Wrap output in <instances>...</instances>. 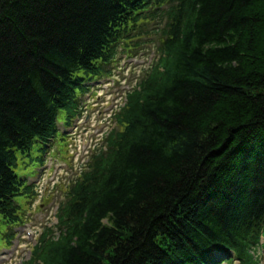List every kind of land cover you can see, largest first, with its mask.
Here are the masks:
<instances>
[{
	"label": "trees",
	"instance_id": "trees-1",
	"mask_svg": "<svg viewBox=\"0 0 264 264\" xmlns=\"http://www.w3.org/2000/svg\"><path fill=\"white\" fill-rule=\"evenodd\" d=\"M129 38L157 58L29 264H261L264 0H0V213L17 153Z\"/></svg>",
	"mask_w": 264,
	"mask_h": 264
},
{
	"label": "rangeland",
	"instance_id": "rangeland-1",
	"mask_svg": "<svg viewBox=\"0 0 264 264\" xmlns=\"http://www.w3.org/2000/svg\"><path fill=\"white\" fill-rule=\"evenodd\" d=\"M142 53L143 56H141ZM142 53L139 54V60H130L123 57V60L115 67L112 77L94 84L95 96H87L85 100L87 105H90L86 106L85 119L81 124L80 121H76L71 129L64 131L65 135L68 136V147L58 143L54 153V156L64 160V163H71L73 159L72 163L68 165L60 163L59 168L53 166L50 171H48L50 165L43 169V172L47 169V173L43 175L44 182L38 188L39 195L31 201L29 206L28 217L30 221L23 228L16 229L19 233L21 245L17 248L15 245L10 254L15 252L17 254L14 258L8 256L7 260H0V264H17L28 252L31 240L23 235L25 230L30 228L34 234H38L43 225L55 223L53 215L58 203L63 199L61 184L68 185L77 177L78 171L83 170L88 160V156L84 155H89L95 145L100 142L104 132L109 130L111 126L110 117L124 102L125 88L128 85L133 86L135 84L129 81L136 79L143 65L153 57L149 54L150 51H142ZM98 85L106 86L109 89L107 91L103 87L97 89ZM83 149L86 151H83ZM69 153L74 155V158ZM35 155L38 154L35 153ZM38 166L35 164L26 170L18 169L17 174L22 177V174L34 171ZM16 244H18V241Z\"/></svg>",
	"mask_w": 264,
	"mask_h": 264
},
{
	"label": "bare ground",
	"instance_id": "bare-ground-1",
	"mask_svg": "<svg viewBox=\"0 0 264 264\" xmlns=\"http://www.w3.org/2000/svg\"><path fill=\"white\" fill-rule=\"evenodd\" d=\"M14 142H15L16 144H19V143H20L19 138H18V139H15Z\"/></svg>",
	"mask_w": 264,
	"mask_h": 264
}]
</instances>
